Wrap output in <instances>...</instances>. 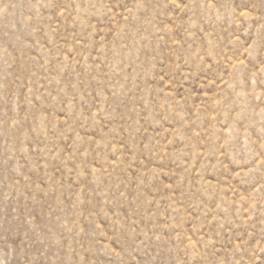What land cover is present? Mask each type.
<instances>
[{"label":"rangeland","instance_id":"374dc122","mask_svg":"<svg viewBox=\"0 0 264 264\" xmlns=\"http://www.w3.org/2000/svg\"><path fill=\"white\" fill-rule=\"evenodd\" d=\"M0 264H264V0H0Z\"/></svg>","mask_w":264,"mask_h":264}]
</instances>
